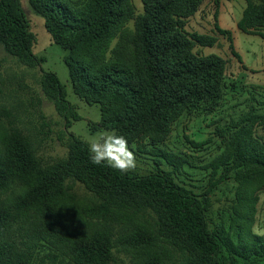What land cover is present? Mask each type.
Instances as JSON below:
<instances>
[{
  "label": "trees",
  "instance_id": "trees-1",
  "mask_svg": "<svg viewBox=\"0 0 264 264\" xmlns=\"http://www.w3.org/2000/svg\"><path fill=\"white\" fill-rule=\"evenodd\" d=\"M203 0H143L144 13L136 20V50L129 62L105 60V51L126 20L133 15L130 0H29L52 40L67 51L74 92L89 104H99L101 120L94 129L113 130L128 142L150 138L154 143L169 132L185 111L222 97L225 60L218 55L194 52L196 46L212 47L217 38L186 29L187 19ZM237 22L243 32L258 34L264 26V0H246ZM226 35L234 50L231 30ZM36 35L21 0H0V45L10 55L31 66L45 60L34 51ZM241 59V56L235 52ZM43 90L64 118L66 129L82 116L68 99V90L57 73L43 72ZM253 115V114H252ZM254 117V115H253ZM229 128L227 148L212 164L215 170L235 171L241 188L264 176V140L246 132L245 126ZM226 130V129H225ZM232 133V134H231ZM228 137V138H227ZM69 153L43 164L20 131L8 135L0 151V193L12 183L23 191L13 201L0 205V264H34L37 243L11 238L13 225L31 210L47 214L48 234L73 239L74 230L61 223L57 206L73 197L69 181H78L99 199L93 215L127 217L149 211L167 239L190 252L191 264H264V233L232 231L224 221L210 226L207 211L210 187L202 196L180 185L170 172L158 169L147 174L121 172L89 160L88 141L68 132ZM168 163L175 157L160 150ZM181 165L183 160L178 161ZM178 165V166H179ZM146 234H135L143 241ZM109 226L85 234L75 252L83 264H108L112 257Z\"/></svg>",
  "mask_w": 264,
  "mask_h": 264
},
{
  "label": "rangeland",
  "instance_id": "rangeland-1",
  "mask_svg": "<svg viewBox=\"0 0 264 264\" xmlns=\"http://www.w3.org/2000/svg\"><path fill=\"white\" fill-rule=\"evenodd\" d=\"M28 15L31 30L36 35L33 51L45 60L31 67L10 55L0 45V151L9 134L20 131L25 135L35 155L43 164H51L69 153L68 132L89 141L101 133L113 132L94 129L101 120L99 104H89L73 90L67 53L56 44L47 31L44 18L36 14L29 0H21ZM84 4L87 0H72ZM263 0H254L262 3ZM264 2V1H263ZM133 15L105 51V60L129 62L136 50L137 17L144 13L143 0H130ZM247 6L246 0H203L199 9L187 19L189 32L209 34L217 38L212 47L196 46L194 52L215 54L225 60L222 97L217 103L204 102L197 109L185 110L170 126L169 132L154 143L150 138L129 143L136 159V174H147L158 169L168 171L176 182L202 196L210 187L211 204L207 211L211 227L224 221L232 231L264 233V176L254 180L248 188H241L235 171L225 167L215 170L213 163L227 148L229 128L245 126L248 134L264 140V38L243 32L237 27ZM229 29L234 50L226 35L215 27ZM260 32L264 33V26ZM241 56V59L235 55ZM53 71L66 84L68 99L82 116L66 129L64 118L55 103L43 90V72ZM254 117H253V115ZM226 129V130H225ZM115 132V131H114ZM232 134V133H231ZM228 138V137H227ZM160 150L175 157L168 163ZM183 160L179 165L178 161ZM179 165V166H178ZM73 197L57 206L58 217L68 229L74 230L73 239L46 233L47 214L31 210L13 225L11 238L37 243L34 264H83L75 246L85 234L109 226L112 235V257L108 264H191L190 252L183 253L178 245L162 233L156 215L149 211L127 217L93 215L91 207L100 199L82 183L69 181ZM19 183H12L0 193V205L13 201L23 191ZM145 232L143 241H134L135 234Z\"/></svg>",
  "mask_w": 264,
  "mask_h": 264
},
{
  "label": "clouds",
  "instance_id": "clouds-1",
  "mask_svg": "<svg viewBox=\"0 0 264 264\" xmlns=\"http://www.w3.org/2000/svg\"><path fill=\"white\" fill-rule=\"evenodd\" d=\"M89 160L94 165L107 164L112 169L127 172L135 169L136 159L126 136L116 132L101 133L88 141Z\"/></svg>",
  "mask_w": 264,
  "mask_h": 264
},
{
  "label": "crops",
  "instance_id": "crops-1",
  "mask_svg": "<svg viewBox=\"0 0 264 264\" xmlns=\"http://www.w3.org/2000/svg\"><path fill=\"white\" fill-rule=\"evenodd\" d=\"M239 20H240V19H239ZM239 20H238V21H239Z\"/></svg>",
  "mask_w": 264,
  "mask_h": 264
}]
</instances>
